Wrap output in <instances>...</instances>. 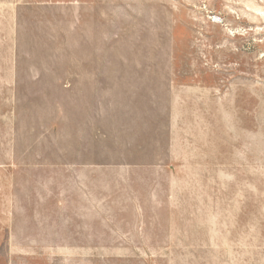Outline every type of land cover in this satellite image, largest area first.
I'll return each mask as SVG.
<instances>
[{"label":"rangeland","instance_id":"1","mask_svg":"<svg viewBox=\"0 0 264 264\" xmlns=\"http://www.w3.org/2000/svg\"><path fill=\"white\" fill-rule=\"evenodd\" d=\"M0 264H264V0H0Z\"/></svg>","mask_w":264,"mask_h":264}]
</instances>
